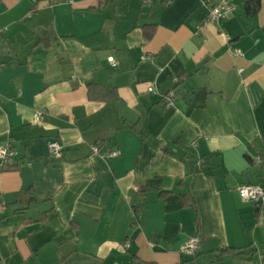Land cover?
Masks as SVG:
<instances>
[{
	"label": "crops",
	"instance_id": "1",
	"mask_svg": "<svg viewBox=\"0 0 264 264\" xmlns=\"http://www.w3.org/2000/svg\"><path fill=\"white\" fill-rule=\"evenodd\" d=\"M218 2L0 0V264H264V0Z\"/></svg>",
	"mask_w": 264,
	"mask_h": 264
},
{
	"label": "built area",
	"instance_id": "2",
	"mask_svg": "<svg viewBox=\"0 0 264 264\" xmlns=\"http://www.w3.org/2000/svg\"><path fill=\"white\" fill-rule=\"evenodd\" d=\"M146 3L150 0H145ZM235 12V8L230 4V0H219V2L209 8L208 11V22L220 24L228 20ZM237 54H240V51H236ZM109 61L112 67H117L118 62L110 57ZM149 92H154L153 87H149ZM172 97H174V92H169L165 97V102L167 105L172 103ZM42 115V113H40ZM49 152L57 158L62 157L63 146L58 141H52L48 145ZM94 153H99V145H94L92 147ZM15 155L11 145L0 146V168L8 164L10 159ZM109 157H117L119 155L118 150H111L107 154ZM257 163L262 161L261 157L257 158ZM241 199L244 201H250L256 205H260L264 201V186L262 185H243L238 189ZM0 210L3 211L4 207H0ZM201 248V240L198 236L191 237L185 245L181 248V253L188 257H195Z\"/></svg>",
	"mask_w": 264,
	"mask_h": 264
},
{
	"label": "trees",
	"instance_id": "3",
	"mask_svg": "<svg viewBox=\"0 0 264 264\" xmlns=\"http://www.w3.org/2000/svg\"><path fill=\"white\" fill-rule=\"evenodd\" d=\"M144 27H145V28H148V29L153 28L152 25H146V26H144ZM145 34H146V38H150L151 35H152V31L149 30V31H147ZM6 165H7V164H6ZM4 166H5V165H4ZM161 194H168V193H161ZM182 196L186 197L184 194H183ZM227 252H230V250H229V249H223V250H222V254H225V253H227Z\"/></svg>",
	"mask_w": 264,
	"mask_h": 264
}]
</instances>
